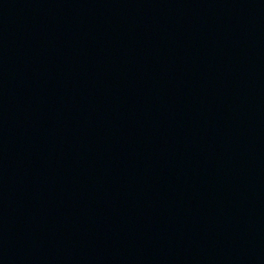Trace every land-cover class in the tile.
Listing matches in <instances>:
<instances>
[{"label":"water","instance_id":"1","mask_svg":"<svg viewBox=\"0 0 264 264\" xmlns=\"http://www.w3.org/2000/svg\"><path fill=\"white\" fill-rule=\"evenodd\" d=\"M0 264H264V0H0Z\"/></svg>","mask_w":264,"mask_h":264}]
</instances>
